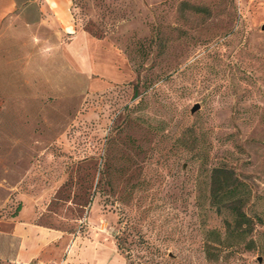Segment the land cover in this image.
I'll use <instances>...</instances> for the list:
<instances>
[{
  "label": "rangeland",
  "instance_id": "obj_1",
  "mask_svg": "<svg viewBox=\"0 0 264 264\" xmlns=\"http://www.w3.org/2000/svg\"><path fill=\"white\" fill-rule=\"evenodd\" d=\"M17 1L0 25L5 252L39 228L59 235L44 264H264V0H70L66 21ZM218 167L246 187L247 224L213 206Z\"/></svg>",
  "mask_w": 264,
  "mask_h": 264
},
{
  "label": "crops",
  "instance_id": "obj_2",
  "mask_svg": "<svg viewBox=\"0 0 264 264\" xmlns=\"http://www.w3.org/2000/svg\"><path fill=\"white\" fill-rule=\"evenodd\" d=\"M72 2V1H71ZM70 0H42V6L40 11L51 10L53 13L59 14L65 18L66 21V13L69 6ZM19 7V2L17 0H0V25L3 23V20L8 15L12 14ZM66 24V22H65ZM32 233L35 234L31 240L20 239L17 242L18 247L13 252L7 251L5 252L4 247L0 246L1 255L10 256L15 258V261H12L13 264L16 263H29L31 261H37L38 259H46V253L57 241L59 235L56 232H50L45 229L32 228ZM93 264H96V259L94 258ZM101 264H104L102 262ZM106 264V263H105ZM111 264H118L116 261Z\"/></svg>",
  "mask_w": 264,
  "mask_h": 264
},
{
  "label": "trees",
  "instance_id": "obj_3",
  "mask_svg": "<svg viewBox=\"0 0 264 264\" xmlns=\"http://www.w3.org/2000/svg\"><path fill=\"white\" fill-rule=\"evenodd\" d=\"M140 81V78H138ZM137 95V86L135 88V96ZM225 177V182L221 178ZM232 177L231 172L223 167L214 168L212 174L213 189H212V204L217 207L218 211L222 210L229 212L230 216L235 219V222L242 226L249 222L246 213L243 211L245 205L244 195L247 193L245 186L241 184L232 185L227 181ZM21 208H19L20 210ZM229 224V222H226Z\"/></svg>",
  "mask_w": 264,
  "mask_h": 264
},
{
  "label": "built area",
  "instance_id": "obj_4",
  "mask_svg": "<svg viewBox=\"0 0 264 264\" xmlns=\"http://www.w3.org/2000/svg\"><path fill=\"white\" fill-rule=\"evenodd\" d=\"M16 264H25V263H16ZM27 264H44V263H42V262H40V261H31V262H29V263H27Z\"/></svg>",
  "mask_w": 264,
  "mask_h": 264
},
{
  "label": "water",
  "instance_id": "obj_5",
  "mask_svg": "<svg viewBox=\"0 0 264 264\" xmlns=\"http://www.w3.org/2000/svg\"><path fill=\"white\" fill-rule=\"evenodd\" d=\"M263 30H264V27H263ZM197 109H198V106H195V107L192 109V112L194 113Z\"/></svg>",
  "mask_w": 264,
  "mask_h": 264
}]
</instances>
